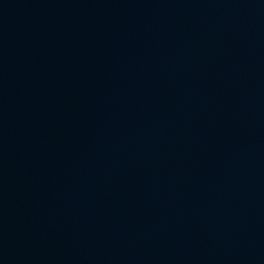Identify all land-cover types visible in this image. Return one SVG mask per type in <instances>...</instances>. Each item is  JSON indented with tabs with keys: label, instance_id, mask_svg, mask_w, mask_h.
I'll list each match as a JSON object with an SVG mask.
<instances>
[{
	"label": "water",
	"instance_id": "1",
	"mask_svg": "<svg viewBox=\"0 0 264 264\" xmlns=\"http://www.w3.org/2000/svg\"><path fill=\"white\" fill-rule=\"evenodd\" d=\"M0 264H264V0H0Z\"/></svg>",
	"mask_w": 264,
	"mask_h": 264
}]
</instances>
